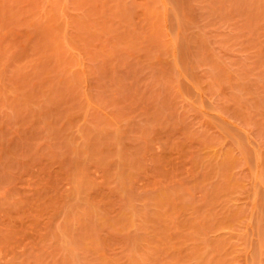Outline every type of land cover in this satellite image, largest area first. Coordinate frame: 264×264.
Masks as SVG:
<instances>
[{
  "label": "rangeland",
  "instance_id": "obj_1",
  "mask_svg": "<svg viewBox=\"0 0 264 264\" xmlns=\"http://www.w3.org/2000/svg\"><path fill=\"white\" fill-rule=\"evenodd\" d=\"M0 264H264V0H0Z\"/></svg>",
  "mask_w": 264,
  "mask_h": 264
}]
</instances>
